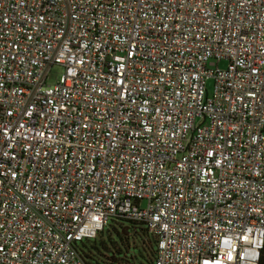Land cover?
<instances>
[{
  "label": "built area",
  "instance_id": "2783aa9c",
  "mask_svg": "<svg viewBox=\"0 0 264 264\" xmlns=\"http://www.w3.org/2000/svg\"><path fill=\"white\" fill-rule=\"evenodd\" d=\"M117 219L153 264L258 263L264 0H0V264H98Z\"/></svg>",
  "mask_w": 264,
  "mask_h": 264
},
{
  "label": "trees",
  "instance_id": "16d2710c",
  "mask_svg": "<svg viewBox=\"0 0 264 264\" xmlns=\"http://www.w3.org/2000/svg\"><path fill=\"white\" fill-rule=\"evenodd\" d=\"M109 223H113L115 224V226H117V228H112V231L119 238L120 244H116L107 233L111 248L109 249L103 240L101 241V247L104 253H107L108 255H106L105 257L94 247H92V249H95L97 254H93L89 249L84 250L78 248L84 259L98 264H133L134 256H132L128 247H124V245H122V242L129 239H133L134 242L137 238L138 243H140L142 246V249L139 250L140 257L147 264H153L156 254V238L153 235L149 234L141 224L133 221L117 219L112 220ZM125 227H128L127 236L123 235V229ZM104 232L105 228L100 233H98V235H100L102 238ZM131 234L135 239L133 237L130 238ZM102 258H105V261ZM257 264H264V244L260 251V256Z\"/></svg>",
  "mask_w": 264,
  "mask_h": 264
},
{
  "label": "rangeland",
  "instance_id": "374dc122",
  "mask_svg": "<svg viewBox=\"0 0 264 264\" xmlns=\"http://www.w3.org/2000/svg\"><path fill=\"white\" fill-rule=\"evenodd\" d=\"M220 69H224L226 68V64L224 62H221L220 64H218ZM63 73V69L59 66H52L50 68V70L48 71V78L46 81V85H54L59 77L62 75ZM213 80L212 79H207L205 81V88L207 91L208 96H211L213 93ZM112 228H117V226H115V224L113 223H109L108 226L105 227V232L101 238L100 235H97L95 239H91V240H84L82 243H78V248L79 249H89L91 250V252L93 254H97L95 249H92V247L96 248L102 255H104L106 257V255H108L107 253H104V251L102 250L101 247V241L103 240L106 243V246L110 249L111 248V244L108 241V236L107 233L110 235L111 239L116 243V244H120L119 238L117 237V235L112 231ZM124 232V229H123ZM127 236V234H126ZM132 238V234L130 235ZM134 238V237H133ZM135 239V238H134ZM135 244V246H134ZM85 247H83V246ZM122 245H124V247H128L130 249V252L132 254V256H134V260H133V264H147L146 262L143 261V259L140 257L139 255V250L142 249V246L140 243H138L137 238L135 239V241L133 242V239H129L127 241H123ZM134 246V247H133ZM133 248V249H132ZM105 261V258H102Z\"/></svg>",
  "mask_w": 264,
  "mask_h": 264
},
{
  "label": "water",
  "instance_id": "95a60500",
  "mask_svg": "<svg viewBox=\"0 0 264 264\" xmlns=\"http://www.w3.org/2000/svg\"><path fill=\"white\" fill-rule=\"evenodd\" d=\"M127 232H128V227H125V228H124L123 235L126 236Z\"/></svg>",
  "mask_w": 264,
  "mask_h": 264
}]
</instances>
